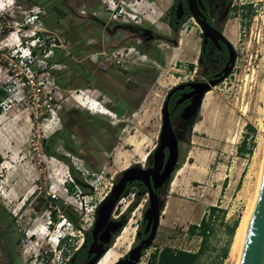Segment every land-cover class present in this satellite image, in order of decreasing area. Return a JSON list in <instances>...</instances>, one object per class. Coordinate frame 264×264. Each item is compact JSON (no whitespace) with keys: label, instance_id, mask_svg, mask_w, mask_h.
Returning a JSON list of instances; mask_svg holds the SVG:
<instances>
[{"label":"rangeland","instance_id":"obj_1","mask_svg":"<svg viewBox=\"0 0 264 264\" xmlns=\"http://www.w3.org/2000/svg\"><path fill=\"white\" fill-rule=\"evenodd\" d=\"M89 1L0 0V89L6 92L0 99V206L11 220L8 228L0 220V230L11 237L13 264H67L115 178L144 161L156 142L159 82L140 94L112 79L106 92L73 72L72 12ZM117 3L97 0L103 7ZM231 16L235 67L207 93L171 176L155 236L136 264H149V254L163 245L195 250L199 238L189 237L186 226L208 205L225 212L213 222L201 263L236 264L263 158L264 0H236ZM28 52L29 61L23 59ZM45 144L53 154L44 152ZM51 190L54 198L47 195ZM129 200L121 199L114 212L131 219L117 255L132 244L139 221L141 207ZM234 220L238 226L227 245L225 227Z\"/></svg>","mask_w":264,"mask_h":264},{"label":"flooded vegetation","instance_id":"obj_2","mask_svg":"<svg viewBox=\"0 0 264 264\" xmlns=\"http://www.w3.org/2000/svg\"><path fill=\"white\" fill-rule=\"evenodd\" d=\"M116 5L103 7L90 0L88 6L72 12L73 72L91 87L106 92L112 79L130 93L140 94L148 93L159 82L164 89L158 135L145 160L134 161L115 178L103 198L108 202L112 191L118 195L109 220L98 224L93 233L94 214L67 264H88L101 249L112 247L121 234L109 244L118 223L125 221L127 214L114 212L121 199L130 196V205L141 210L132 244L116 258L117 264H126L128 250L150 232L145 210L166 202L171 176L178 169L207 93L232 74L237 59V49L227 32L236 0H120ZM187 29L193 30L192 35L182 38ZM2 211L0 206V220L8 222V228L11 220ZM2 231L0 264H13L12 240Z\"/></svg>","mask_w":264,"mask_h":264},{"label":"water","instance_id":"obj_3","mask_svg":"<svg viewBox=\"0 0 264 264\" xmlns=\"http://www.w3.org/2000/svg\"><path fill=\"white\" fill-rule=\"evenodd\" d=\"M170 158L171 161H173L175 158V150L173 151V154H171ZM117 196L118 195L114 194L112 191L109 201L105 202L104 199L97 206L95 222L92 228L93 233L96 230L98 224L105 223L109 220V214L115 200L117 199ZM164 204L165 203L161 201L160 204H152L145 210V218H148L146 227L150 226V232L144 239L140 240L136 245L128 250V260L126 264L136 263L140 257L141 251L150 246L155 236L157 225L160 222V213L163 211ZM126 222L127 221L125 220L118 223V227L116 228L117 233L109 244H112L114 238H116L117 234L125 226ZM112 231L115 230L112 229ZM109 246H106L97 252L94 258L88 264L98 262L103 254L109 249ZM111 264H117L116 259ZM238 264H264V163L254 208L250 217L246 234L244 236L238 258Z\"/></svg>","mask_w":264,"mask_h":264},{"label":"trees","instance_id":"obj_4","mask_svg":"<svg viewBox=\"0 0 264 264\" xmlns=\"http://www.w3.org/2000/svg\"><path fill=\"white\" fill-rule=\"evenodd\" d=\"M33 53V52H32ZM6 95V92L3 89H0V99ZM250 127V126H248ZM244 140H242V144ZM237 146L238 154H242L244 152L242 144ZM65 145V144H64ZM66 147V146H65ZM249 151V150H247ZM44 152L45 153H52L49 149V145H44ZM71 175L73 176L75 181L77 180L74 171L70 170ZM68 185V190L71 191L72 185ZM77 185L80 186L81 189L84 188L82 182H77ZM63 207V206H62ZM95 206L94 214L96 213ZM64 215L65 217L72 223H75L74 220V213L67 208H64ZM224 209L220 208L217 205H208L205 211L201 214L198 222L189 223L186 226V232L189 237L191 236H198L199 242L195 250H188L182 248H172L168 245H163L160 247L155 248L148 257L149 264H203L201 263V256L208 248V240L209 236L213 233V222L215 218L219 215L222 218L224 214ZM52 219L54 217L52 216ZM238 226L237 220H234L231 225H226L225 231L226 235L229 238L227 241V245L231 240V237L234 235L236 228ZM227 245L223 248L220 257H224L227 252Z\"/></svg>","mask_w":264,"mask_h":264},{"label":"bare ground","instance_id":"obj_5","mask_svg":"<svg viewBox=\"0 0 264 264\" xmlns=\"http://www.w3.org/2000/svg\"><path fill=\"white\" fill-rule=\"evenodd\" d=\"M262 88L264 89V86ZM93 109H94V107L93 106L92 107L90 106V110H93ZM2 122H3V117L0 118V124ZM263 163H264V148H263V158H262V162L260 164L261 165V169H260V173H259V177H258V181H257V187H256L255 197H254L253 204H252V208H251V211H250V214H249V217H248V221L246 222V229H245V232H244L245 234H246V230H247V227H248V224H249V221H250V217H251V214H252V211H253V208H254V204H255V200H256V196H257L259 184H260V178H261V173H262V169H263ZM4 166H5V164H4ZM6 167H8V166H6ZM179 172L177 174H179ZM126 224H127V222H126ZM126 224L121 229V231L119 232V234L120 233L121 234L119 236H117L118 238L115 239V241L113 242L112 247H109V249L103 254V256L99 259V261L96 264H98V263L99 264H111L118 257L117 253L115 252V249L120 244H123V243L126 242L127 236H128V234L130 232V229L129 228H130V225H131V221H129V223L127 224V226H126ZM243 240H244V238H243ZM241 247H242V245H241ZM240 251H241V249H240ZM240 251H239V255H240ZM239 255H238V258H239ZM238 258H237L236 264H238Z\"/></svg>","mask_w":264,"mask_h":264},{"label":"built area","instance_id":"obj_6","mask_svg":"<svg viewBox=\"0 0 264 264\" xmlns=\"http://www.w3.org/2000/svg\"><path fill=\"white\" fill-rule=\"evenodd\" d=\"M111 3H112V5L114 4L113 2H111ZM29 59H31V56H29V57L27 58V61H29ZM49 191H50V190H49ZM47 195H49L51 198H54V197H55V192L51 190V192L47 193ZM140 257H141V255H140ZM140 257H139V258H140Z\"/></svg>","mask_w":264,"mask_h":264},{"label":"clouds","instance_id":"obj_7","mask_svg":"<svg viewBox=\"0 0 264 264\" xmlns=\"http://www.w3.org/2000/svg\"><path fill=\"white\" fill-rule=\"evenodd\" d=\"M31 55V53L29 54V56Z\"/></svg>","mask_w":264,"mask_h":264}]
</instances>
